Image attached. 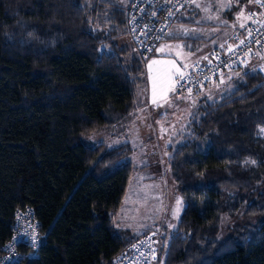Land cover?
<instances>
[{
  "label": "trees",
  "instance_id": "trees-1",
  "mask_svg": "<svg viewBox=\"0 0 264 264\" xmlns=\"http://www.w3.org/2000/svg\"><path fill=\"white\" fill-rule=\"evenodd\" d=\"M106 4L0 0V248L15 211L29 206L41 245L15 264H110L145 233H153L162 264H264L259 70L243 71L220 100L204 99L182 141L168 147L183 203L168 241L116 224L133 149L82 139L127 124L145 57L115 42L127 34L126 7Z\"/></svg>",
  "mask_w": 264,
  "mask_h": 264
},
{
  "label": "rangeland",
  "instance_id": "rangeland-1",
  "mask_svg": "<svg viewBox=\"0 0 264 264\" xmlns=\"http://www.w3.org/2000/svg\"><path fill=\"white\" fill-rule=\"evenodd\" d=\"M106 7L117 4L124 8L131 0H102ZM256 0H194L178 13L169 28L166 56L151 60L144 58L142 80L137 89V99L149 105H139L129 125L104 126L91 132L82 141L87 145L103 143L114 147L129 143L133 164L126 194L115 222L136 235L145 230L156 232L159 245L165 244L175 230L183 203L168 167V147L180 143L187 131L190 116L198 113L197 107L204 101H218L234 89L236 81L245 70L264 73V49L257 52V59L247 67L225 77L208 97L196 93L190 100L184 94L173 91V70L186 59H198L202 51L231 39L241 33L247 23L248 10ZM201 41L192 45L191 39ZM115 42L126 45L133 52V43L127 35H120ZM156 50V49H155ZM154 50V51H155ZM185 96V97H184ZM204 96V97H203ZM190 96H188L189 98ZM151 111V113H150ZM130 119V121H131ZM167 143L169 145H167ZM152 171L153 174H150ZM179 202V203H178Z\"/></svg>",
  "mask_w": 264,
  "mask_h": 264
},
{
  "label": "built area",
  "instance_id": "built-area-1",
  "mask_svg": "<svg viewBox=\"0 0 264 264\" xmlns=\"http://www.w3.org/2000/svg\"><path fill=\"white\" fill-rule=\"evenodd\" d=\"M194 0H131L126 7V32L134 41V50L149 56L168 34L179 12ZM243 33L233 34L230 44L212 53L205 62L174 78L175 94H191L201 85L214 82L227 69L242 63L246 56L264 49V0H256L247 12ZM39 221L27 206L14 213L10 238L0 248V264H15L37 254L41 245ZM110 264H162L153 233L136 237Z\"/></svg>",
  "mask_w": 264,
  "mask_h": 264
},
{
  "label": "crops",
  "instance_id": "crops-1",
  "mask_svg": "<svg viewBox=\"0 0 264 264\" xmlns=\"http://www.w3.org/2000/svg\"><path fill=\"white\" fill-rule=\"evenodd\" d=\"M247 23H245V25H246ZM242 32L241 33H243L244 31H245V26L244 27H242ZM168 37H169V31H168V34H167V36H166V38L164 39V40H162V41H167L168 40ZM161 41V42H162ZM119 43V42H118ZM230 44V38L227 40V41H225V42H222L221 44H219V45H217V46H214V47H212V49H210V50H208L207 52H204V51H202V53L201 54H197V55H200V56H202V57H200L199 58V60L198 59H191V60H185V61H182L181 62V64H180V66H177L176 68H174V69H172L173 70V74H174V77H173V80H174V78L175 77H177V76H179V75H183V74H185V73H188L189 71H191L192 70V68H193V66L194 65H196V64H199V63H202V62H205L206 60H208L210 57H211V55H212V53L214 52V51H216V50H222V49H225L228 45ZM167 47L164 45V44H161V45H159L157 48H156V50L155 51H153L151 54H150V58H151V60H155V61H157L158 60V58L157 57H160L161 55L162 56H166L165 55V53L167 52ZM135 51V50H134ZM136 52V51H135ZM257 57V53H253V54H250V55H248V56H246V58L243 60V62L241 63V68H243V67H247V66H249L250 64H252V63H254V61H256V58ZM236 70H238V69H230V70H226V71H223L222 72V74L219 76V78L217 79V81H215V82H213V83H211V84H207V85H202L201 87H199V88H197L195 91H193L192 92V94H184L185 96H186V98L187 99H191L192 97H194L193 95H195L196 93H203L202 95H204L205 97H208L209 96V93H211L212 94V91L214 90V88H216V87H218L219 86V84L221 83V81L225 78V77H227V76H233V72L234 71H236ZM184 96V97H185ZM188 96H190L189 98H188ZM203 96V97H204ZM143 99V97H141V98H139V99H137V101H138V104L139 105H145V108H146V105H149L150 103L148 102V103H146L145 101H143L142 100ZM143 110H139L138 109V107H136L133 111H132V113H131V115H130V118H129V120H128V122H127V124L126 125H129V123H131V122H135V119L132 121V119H133V117L134 116H136V112H142ZM150 113H151V111H150ZM132 118V119H131ZM130 119H131V121H130ZM167 145H169L168 143H167ZM149 173L150 174H153V172L152 171H149ZM146 231V230H145ZM142 233V232H141ZM141 233H138V234H141ZM137 235V234H136Z\"/></svg>",
  "mask_w": 264,
  "mask_h": 264
},
{
  "label": "bare ground",
  "instance_id": "bare-ground-1",
  "mask_svg": "<svg viewBox=\"0 0 264 264\" xmlns=\"http://www.w3.org/2000/svg\"><path fill=\"white\" fill-rule=\"evenodd\" d=\"M125 10H126V8H125ZM131 41H132V39H131ZM160 42H161V41H160ZM160 42H159V43H160ZM132 43H133V45H134V41H132ZM159 43H158V44H159ZM216 51H217V50H216ZM214 52H215V51H214ZM214 52H213V53H214ZM221 74H222V73H221ZM221 74H220V75H221ZM220 75H219V76H220ZM218 78H219V77H218ZM215 81H217V80H215ZM215 81H214V82H215ZM207 84H208V83H206V84H204V85H207ZM201 86H202V85H201ZM137 237H138V236H137Z\"/></svg>",
  "mask_w": 264,
  "mask_h": 264
},
{
  "label": "snow or ice",
  "instance_id": "snow-or-ice-1",
  "mask_svg": "<svg viewBox=\"0 0 264 264\" xmlns=\"http://www.w3.org/2000/svg\"><path fill=\"white\" fill-rule=\"evenodd\" d=\"M254 163V162H253ZM179 203V202H178Z\"/></svg>",
  "mask_w": 264,
  "mask_h": 264
}]
</instances>
